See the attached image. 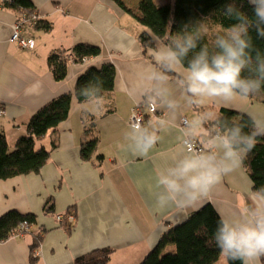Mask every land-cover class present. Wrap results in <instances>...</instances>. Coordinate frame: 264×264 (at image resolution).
Here are the masks:
<instances>
[{
    "label": "crops",
    "instance_id": "0c3cea01",
    "mask_svg": "<svg viewBox=\"0 0 264 264\" xmlns=\"http://www.w3.org/2000/svg\"><path fill=\"white\" fill-rule=\"evenodd\" d=\"M28 1L38 15L34 23L20 28L34 41L30 49L10 40L19 10L0 8V108L4 110L0 131L11 148L27 133L30 117L53 98L73 93L77 77L87 68L111 63L116 74L113 90L102 96L101 103L80 102L73 96L68 117L36 140V148L51 150L37 172L0 179V216L9 210L36 216L23 236L0 241V264H73L76 257L105 247L113 250L108 264H138L169 225L183 221L204 203H210L220 218L264 203V197L253 191L244 164L193 205L173 203L161 209L154 197L156 174L184 147L182 117L191 121L203 112L218 116L224 107L264 121L262 101L237 97L192 105L185 99L180 70L171 71L167 75L177 109L157 108L144 120V125L165 120L169 130L160 132L161 140L147 157L133 156L121 146L128 142L132 108L151 100L141 92V77L146 68L155 66L152 51L164 42L153 37L154 47L144 50L138 40L144 27L115 0ZM120 1L133 9L140 0ZM47 23L49 29L44 28ZM79 43L98 46L100 54L69 62L65 78L55 80L48 57L69 52ZM84 118H91L93 125L85 126ZM92 136L97 137L96 151L85 159L80 145ZM66 211L74 214V221L60 224L55 216Z\"/></svg>",
    "mask_w": 264,
    "mask_h": 264
},
{
    "label": "clouds",
    "instance_id": "9594fccd",
    "mask_svg": "<svg viewBox=\"0 0 264 264\" xmlns=\"http://www.w3.org/2000/svg\"><path fill=\"white\" fill-rule=\"evenodd\" d=\"M252 14L242 10L235 0L224 4L221 15L232 21L218 28L211 47L201 44L208 35L207 27L192 30L187 26L166 43L158 42L152 51L154 67L144 70L141 92L151 99L152 109L167 108L174 112L178 101L173 98L168 72L179 69L185 99L192 105H205L211 100L231 101L246 98L264 86V50L254 43L264 40V0H247ZM97 70L102 66L97 65ZM247 73V75H245ZM83 74V73H81ZM103 82L97 78L82 86L86 100L102 102ZM214 121L211 129L203 125ZM183 145L170 164L155 176V203L158 208L170 204L193 205L206 197L222 177L242 167L246 155L255 147L257 138L264 136V121L254 120L249 133L247 126L237 121H223L219 116L199 113L186 122ZM168 122L154 119L149 125L140 120L130 123L126 144L122 150L133 156L147 157L161 140L160 132L168 131ZM203 136L204 150L194 147ZM222 264H261L264 258V203L245 209L230 218H221L214 233Z\"/></svg>",
    "mask_w": 264,
    "mask_h": 264
},
{
    "label": "trees",
    "instance_id": "16d2710c",
    "mask_svg": "<svg viewBox=\"0 0 264 264\" xmlns=\"http://www.w3.org/2000/svg\"><path fill=\"white\" fill-rule=\"evenodd\" d=\"M115 1L142 27L150 30L152 36L146 29L138 35L144 50L154 47V38L166 43L170 35H175L184 26L196 30L199 23H207L210 28L218 29L232 23L221 15L224 4L229 0H164L163 2L141 0L133 9L126 8L120 0ZM235 2L242 6L244 12L252 14V6L247 3V0H235ZM0 4L18 10L32 7L28 0H3ZM50 27L49 23L44 26L46 29ZM252 35L256 46L264 50V40L255 39V33ZM213 39L214 35H206L201 44L211 47ZM99 54L98 46L79 43L69 52L52 53L48 57V64L54 79L59 81L65 78L69 62L80 63ZM68 55L71 58H68ZM101 66L100 71L96 67H89L80 74L75 81L73 93H64L39 108L27 123V133L16 140L13 148L7 144L5 134L0 131V179L37 172L44 165L51 150L43 146L36 148V140L44 136L49 129H56L57 125L68 117L73 96L80 102L86 100L81 95L82 86L95 82L99 78L103 82L102 96L113 90L116 69L111 63H104ZM248 97L264 103V86L259 92L250 94ZM218 116L229 123L237 121L247 125L244 128L245 133H249L253 128L254 120L244 112L221 107ZM204 125L210 129L214 121ZM197 139L204 141V137H197ZM257 140L255 147L246 155L243 164L252 181L253 191L264 197V136L258 137ZM51 145L55 147L56 144L53 141ZM96 146L97 137L84 140L80 145L81 156L85 159L90 158L96 151ZM97 158L101 159L102 155H97ZM24 220L33 224L36 216L31 213L23 214L17 210H9L1 215L0 241L6 240L13 229ZM220 220L214 207L210 203H204L183 221L169 225L158 242L138 264H215L221 256L214 239ZM167 247H172L173 250L164 253ZM112 251L109 247L95 249L76 257L73 264H108ZM229 264H241V262L235 261Z\"/></svg>",
    "mask_w": 264,
    "mask_h": 264
},
{
    "label": "built area",
    "instance_id": "2783aa9c",
    "mask_svg": "<svg viewBox=\"0 0 264 264\" xmlns=\"http://www.w3.org/2000/svg\"><path fill=\"white\" fill-rule=\"evenodd\" d=\"M3 0H0L2 2ZM37 19V15L34 13L33 16L28 17L26 14H23L22 16L19 17V20H15L13 26H12V33L10 36V40L14 41L20 46L21 48H32L34 46V41L31 38H26L21 34L20 28L22 24L25 22H30L34 23L35 20ZM68 57H71L68 55ZM157 111V108L155 110L152 109V104L151 100L149 99H144L137 103L131 110V115H130V123L135 121V120H140L144 124L145 116L146 113L149 114H155ZM186 122H188V119L186 117L181 118V127L183 131H186L187 125ZM185 138V137H184ZM183 138V139H184ZM183 141V140H182ZM183 144V142H182ZM185 147V145H183ZM194 147L196 150L201 151L204 150V141H200L199 139H195L194 141ZM63 218H65L68 222H71L74 220V216L71 213H66V214H58L56 216V219L58 221H61ZM28 229V223L26 221H23V223L20 224L19 228L16 229L14 232V235L21 236L24 232H26Z\"/></svg>",
    "mask_w": 264,
    "mask_h": 264
},
{
    "label": "rangeland",
    "instance_id": "374dc122",
    "mask_svg": "<svg viewBox=\"0 0 264 264\" xmlns=\"http://www.w3.org/2000/svg\"><path fill=\"white\" fill-rule=\"evenodd\" d=\"M4 6H2V4H0V8H3ZM19 14H18V16L16 17V20L18 19L19 20V17L20 16H22L23 14H26L28 17H31V16H33L34 15V10L32 9V8H29V9H19V12H18ZM37 17H38V15H37ZM26 24V22L24 21V23L22 24L23 26ZM141 26V25H140ZM201 27H207V29H208V36H210V35H214L215 34V32H216V30H217V27L216 28H210V26H208L207 25V23H199V26H197V28H201ZM24 36V35H23ZM25 37V36H24ZM26 38H28V37H26ZM108 93V92H107ZM107 93H105V94H107ZM131 115V114H130ZM82 122H83V124L85 125V126H87V127H91L93 124H92V119L91 118H87V119H83L82 120ZM92 137H95V136H92ZM91 137V138H92ZM21 223H23V222H21ZM20 223V224H21ZM20 224H18L14 229H18L19 228V226H20ZM34 231V230H33ZM13 235V231L11 232V234H10V236L9 237H11ZM173 249H172V247H167L165 250H164V253L165 252H168V251H172ZM222 257L220 256V258H219V260L215 263V264H222Z\"/></svg>",
    "mask_w": 264,
    "mask_h": 264
},
{
    "label": "bare ground",
    "instance_id": "6f19581e",
    "mask_svg": "<svg viewBox=\"0 0 264 264\" xmlns=\"http://www.w3.org/2000/svg\"><path fill=\"white\" fill-rule=\"evenodd\" d=\"M7 1H9V0H7ZM141 1V0H140ZM139 1V2H140ZM32 8V7H31ZM33 10H34V13L35 14H37L36 13V11H35V9L34 8H32ZM144 29H146V28H144ZM146 31H149L150 32V30L149 29H146ZM151 33V32H150ZM51 101V100H50ZM47 104V103H46ZM3 112H4V110H2L1 108H0V115L1 114H3ZM26 127H27V125H26ZM15 145V144H14ZM21 213V212H20ZM66 213H71V214H73L71 211H66V212H64V213H61L62 215L63 214H66ZM28 214V213H27ZM60 214V213H59ZM58 215V214H57ZM56 215V216H57ZM56 216H55V218H56ZM73 216H74V214H73ZM57 220V219H56ZM24 221H26V220H24ZM58 221V220H57ZM65 221H67L65 218H63L61 221H58L60 224H62L63 222H65ZM74 221V220H73ZM73 221H71V222H69V223H72ZM23 222V221H22ZM27 222V221H26ZM68 222V221H67ZM21 223V222H20ZM19 223V224H20ZM28 223V222H27ZM30 223H28V229H27V231L26 232H24L21 236H23L25 233H27L28 231H29V228H30ZM16 231V229H13V235L12 236H18V235H14V232Z\"/></svg>",
    "mask_w": 264,
    "mask_h": 264
}]
</instances>
